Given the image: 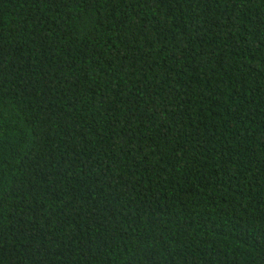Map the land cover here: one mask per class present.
I'll use <instances>...</instances> for the list:
<instances>
[{
  "label": "trees",
  "instance_id": "1",
  "mask_svg": "<svg viewBox=\"0 0 264 264\" xmlns=\"http://www.w3.org/2000/svg\"><path fill=\"white\" fill-rule=\"evenodd\" d=\"M0 264H264V0H0Z\"/></svg>",
  "mask_w": 264,
  "mask_h": 264
}]
</instances>
